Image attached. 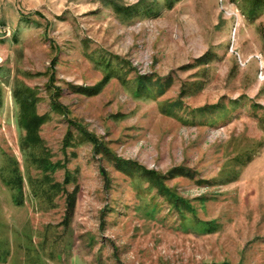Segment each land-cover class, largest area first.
<instances>
[{
  "label": "rangeland",
  "instance_id": "1",
  "mask_svg": "<svg viewBox=\"0 0 264 264\" xmlns=\"http://www.w3.org/2000/svg\"><path fill=\"white\" fill-rule=\"evenodd\" d=\"M137 4L129 15L116 7ZM256 4L0 0V264H264V4ZM208 51L213 58L201 61ZM108 60L114 76L86 91ZM25 85L50 117L44 148L65 164L54 179L67 176V190H78L68 219L65 192L34 191L43 173L22 147L15 97ZM54 91L64 113L52 107ZM117 158L162 174L189 170L165 182L186 204L170 203ZM16 162L22 205L1 177Z\"/></svg>",
  "mask_w": 264,
  "mask_h": 264
},
{
  "label": "trees",
  "instance_id": "2",
  "mask_svg": "<svg viewBox=\"0 0 264 264\" xmlns=\"http://www.w3.org/2000/svg\"><path fill=\"white\" fill-rule=\"evenodd\" d=\"M264 4V0H257V4L254 9H261L262 5ZM142 6L141 4L137 5H117V9L121 12H126V14H131L133 11L137 10L138 7ZM128 14V15H129ZM212 52L208 51L205 55L201 56L199 59L204 62H208V60L213 58ZM116 58H120L119 56H116ZM111 61L108 60L106 62V67L108 68V72L104 76V78L101 80L100 85L97 87H87V90H91V93H97L101 86H103V83L110 80L114 76V70L111 67ZM140 82L139 91L143 87L145 89L146 84L143 82V79L138 80ZM52 88V87H51ZM58 91H54L52 93V107L54 110L58 112L64 113L66 111V108L64 105L59 102L58 99ZM15 97L16 101H18V104L20 105V111H19V124L23 128L26 129V134L23 136L21 142L23 149L27 152V154L31 157L32 163L39 169H41V172L43 173V176L41 178H38L37 180L34 178L33 181L35 182L34 188L35 193H40L47 197L48 199H51L56 193L58 192H65L67 194L66 199V207H67V214L66 219H68L75 211V204L77 199V187L74 188L71 192L67 190V183L69 180H67V176L64 178V182L56 181L53 177V174L61 167H63L65 164L61 163L59 161H53L50 157V154L47 153V150L44 148V141L42 140L40 131L42 129V125L48 121L49 114L48 113H39L38 112V95L35 88L29 87L27 85L23 87H16L15 89ZM218 106V104L216 105ZM229 113V110L227 108H224L219 116H224ZM212 124H217L216 117L211 118ZM71 120H69V123ZM71 126H73L70 123ZM80 128V127H79ZM83 137H85L88 141H91L95 147V149L100 148V142L98 138H96L92 133L88 132L85 129L80 128ZM66 140L68 142L73 141V135L71 133V130L68 131ZM68 145H71L68 143ZM101 152V151H100ZM118 164L122 168L125 169L127 173H132V170H136L141 174L143 177H147L148 180L151 181L152 185L157 187L158 190L163 192L167 197L170 199V203L176 204L177 207H181L182 203L178 202V199H181L179 201L183 202L184 200L180 198L177 194H175L172 189L168 188L166 185V181L171 179L172 177H176L179 174L186 173L187 169L185 170H176L172 169L168 173H157L153 169H149L147 167H144L140 165L139 163H136L135 161H129V160H123L120 158H117ZM11 170L6 174L4 172L1 173V177L4 180L5 183H7L9 186L13 189V197L17 204L22 205L24 203L23 199V176L21 174V170L18 167V162H16L15 166H12L10 168ZM189 174V173H186ZM186 204V202L184 201Z\"/></svg>",
  "mask_w": 264,
  "mask_h": 264
},
{
  "label": "built area",
  "instance_id": "3",
  "mask_svg": "<svg viewBox=\"0 0 264 264\" xmlns=\"http://www.w3.org/2000/svg\"><path fill=\"white\" fill-rule=\"evenodd\" d=\"M237 16H239V14L237 13ZM239 17H237V19H238Z\"/></svg>",
  "mask_w": 264,
  "mask_h": 264
}]
</instances>
